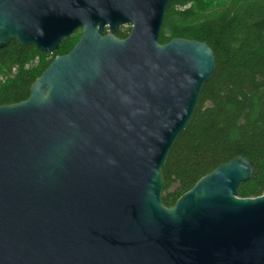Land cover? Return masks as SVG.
Instances as JSON below:
<instances>
[{
	"label": "water",
	"instance_id": "1",
	"mask_svg": "<svg viewBox=\"0 0 264 264\" xmlns=\"http://www.w3.org/2000/svg\"><path fill=\"white\" fill-rule=\"evenodd\" d=\"M175 0H0V50L55 54L0 106V264H264V194L236 157L165 206L163 168L216 58L160 43ZM130 27L125 39L117 32Z\"/></svg>",
	"mask_w": 264,
	"mask_h": 264
},
{
	"label": "trees",
	"instance_id": "2",
	"mask_svg": "<svg viewBox=\"0 0 264 264\" xmlns=\"http://www.w3.org/2000/svg\"><path fill=\"white\" fill-rule=\"evenodd\" d=\"M126 28L116 36L125 39ZM81 33L64 40L55 54L12 42L0 50V106L27 100L57 56L68 54ZM176 38L204 42L217 70L204 86L189 128L177 139L163 168V203L169 207L222 164L245 157L255 166L241 198L264 194V0H175L160 43Z\"/></svg>",
	"mask_w": 264,
	"mask_h": 264
},
{
	"label": "rangeland",
	"instance_id": "3",
	"mask_svg": "<svg viewBox=\"0 0 264 264\" xmlns=\"http://www.w3.org/2000/svg\"><path fill=\"white\" fill-rule=\"evenodd\" d=\"M126 30H127V31L129 30L128 27H126Z\"/></svg>",
	"mask_w": 264,
	"mask_h": 264
},
{
	"label": "flooded vegetation",
	"instance_id": "4",
	"mask_svg": "<svg viewBox=\"0 0 264 264\" xmlns=\"http://www.w3.org/2000/svg\"><path fill=\"white\" fill-rule=\"evenodd\" d=\"M129 31H130V27H128Z\"/></svg>",
	"mask_w": 264,
	"mask_h": 264
},
{
	"label": "built area",
	"instance_id": "5",
	"mask_svg": "<svg viewBox=\"0 0 264 264\" xmlns=\"http://www.w3.org/2000/svg\"><path fill=\"white\" fill-rule=\"evenodd\" d=\"M126 28V27H125ZM124 29V28H123Z\"/></svg>",
	"mask_w": 264,
	"mask_h": 264
}]
</instances>
